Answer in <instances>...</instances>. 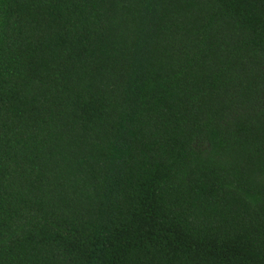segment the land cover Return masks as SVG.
Listing matches in <instances>:
<instances>
[{
  "label": "trees",
  "instance_id": "trees-1",
  "mask_svg": "<svg viewBox=\"0 0 264 264\" xmlns=\"http://www.w3.org/2000/svg\"><path fill=\"white\" fill-rule=\"evenodd\" d=\"M0 264H264V0H0Z\"/></svg>",
  "mask_w": 264,
  "mask_h": 264
}]
</instances>
